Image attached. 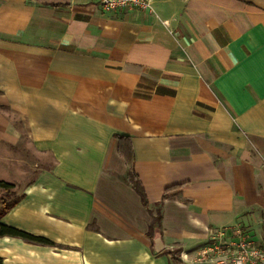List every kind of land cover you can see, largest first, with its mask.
Segmentation results:
<instances>
[{"label":"crops","instance_id":"1","mask_svg":"<svg viewBox=\"0 0 264 264\" xmlns=\"http://www.w3.org/2000/svg\"><path fill=\"white\" fill-rule=\"evenodd\" d=\"M0 179V222L47 240L0 235L1 264H196L213 230L261 240L264 0H0Z\"/></svg>","mask_w":264,"mask_h":264},{"label":"built area","instance_id":"2","mask_svg":"<svg viewBox=\"0 0 264 264\" xmlns=\"http://www.w3.org/2000/svg\"><path fill=\"white\" fill-rule=\"evenodd\" d=\"M152 0H98L105 11H117L130 8L150 9ZM225 228L210 232L211 243L202 247L191 259L196 264H264V237L256 241L239 233L236 239H226ZM187 259L186 253L180 254Z\"/></svg>","mask_w":264,"mask_h":264},{"label":"trees","instance_id":"3","mask_svg":"<svg viewBox=\"0 0 264 264\" xmlns=\"http://www.w3.org/2000/svg\"><path fill=\"white\" fill-rule=\"evenodd\" d=\"M116 137L118 138V143H119L118 144V150H119L120 154H122L124 156V158L126 159L128 165H129V175L134 182V187L138 190V192L141 195L142 201L145 203L143 193L139 189V181H138L137 175L133 171V167H132L133 154H132V150L130 147L129 139L127 136H124V135H116ZM13 186L14 185L12 183H9V182H6V181L0 179V188L5 190L6 193H9V194L13 193V191H12ZM14 202H15V200H11L7 204H5L2 208V211L9 208ZM159 223H160V212H159V209H157L156 214L154 216H152V221L148 227V234L149 235H151L154 226L159 225ZM0 235L19 236L25 240L34 241V242H47V240H45L43 238L31 235L30 233L19 230L15 227H12L10 225H6V224L1 223V222H0ZM0 264H1V260H0Z\"/></svg>","mask_w":264,"mask_h":264},{"label":"rangeland","instance_id":"4","mask_svg":"<svg viewBox=\"0 0 264 264\" xmlns=\"http://www.w3.org/2000/svg\"><path fill=\"white\" fill-rule=\"evenodd\" d=\"M15 193L16 192L9 194V193H6L5 190L0 188V210L3 208L5 204L10 202L12 199H14V197L16 196Z\"/></svg>","mask_w":264,"mask_h":264}]
</instances>
